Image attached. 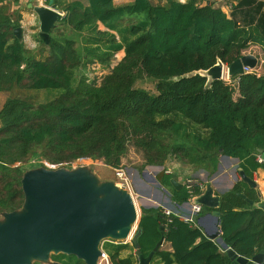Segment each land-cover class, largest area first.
<instances>
[{
    "label": "trees",
    "instance_id": "16d2710c",
    "mask_svg": "<svg viewBox=\"0 0 264 264\" xmlns=\"http://www.w3.org/2000/svg\"><path fill=\"white\" fill-rule=\"evenodd\" d=\"M63 10L50 43L39 38L38 57L14 35L19 20L10 21L7 6L0 7V91L13 86L62 90L39 104L10 97L0 108V215L23 205L21 163L39 148L56 163L92 157L118 168L133 145L150 166L163 165L171 155L200 162L221 153L239 158L245 172L247 165L264 170V162L257 160L264 151V74L253 70L230 81L208 82L199 73L218 60L233 62L251 45L264 51V0H239L232 16L196 0L123 5L74 0ZM121 50L124 57L101 82L87 74L90 64L109 66ZM143 75L157 80L156 93L136 86ZM184 123L204 131L193 134ZM174 177L161 171L157 179L171 189L176 204H183L191 194L185 186L176 189ZM201 191L197 188L196 194ZM237 192H244L239 183L222 196L221 235L239 254L252 258L264 249V210ZM246 194L262 200L255 188ZM161 227L172 246L155 252L162 264H237L199 226L165 214L162 207L142 208L138 241L144 255L161 239ZM130 247L107 242L111 264H138L133 254L122 256ZM52 258L85 264L66 254Z\"/></svg>",
    "mask_w": 264,
    "mask_h": 264
},
{
    "label": "water",
    "instance_id": "95a60500",
    "mask_svg": "<svg viewBox=\"0 0 264 264\" xmlns=\"http://www.w3.org/2000/svg\"><path fill=\"white\" fill-rule=\"evenodd\" d=\"M34 10L40 20L39 36L44 43L49 44L51 30L62 13L56 5H37ZM14 34L22 40L21 27L15 28ZM257 65L258 57L247 53L228 66L218 60L215 65L199 73L212 82L224 79L227 73L230 77L244 74L246 67L255 69ZM241 175L251 188L256 189L257 184L251 177L243 171ZM171 182L176 189L183 186L175 178ZM22 189L23 205L16 210L3 212L0 218V264L46 263L52 255L58 254L75 256L85 264H99L103 241L124 242L129 238L138 248L139 264H150L165 239L161 227V239L148 255H144L139 250L138 241L141 215L133 194L118 181L101 180L87 166L30 169L23 174ZM237 195L250 205L264 210V201L255 202L244 192H237ZM221 200L220 195L214 194L210 183L194 199V203L214 209L208 213L214 219V229L208 232L209 237L215 239L228 256L239 264H248L250 261L264 264V249L248 258L224 241L218 223ZM192 219L201 221L197 214H193ZM52 264L64 263L53 259Z\"/></svg>",
    "mask_w": 264,
    "mask_h": 264
},
{
    "label": "crops",
    "instance_id": "0c3cea01",
    "mask_svg": "<svg viewBox=\"0 0 264 264\" xmlns=\"http://www.w3.org/2000/svg\"><path fill=\"white\" fill-rule=\"evenodd\" d=\"M70 1H74V0H33L32 1L33 5L31 6L30 5L31 0H4V1L0 0V7L3 5L7 6L8 15H9L8 19L10 21L19 20L20 26L18 27L22 28V36H23L22 41L25 44V48L27 52L33 53L38 57H40V48L42 47V44L39 41L40 20L38 14L34 10V7L37 5H48V6L56 5L57 9L63 15L64 14L63 6ZM78 1H82L83 3L87 4V0H78ZM132 1L133 0H114L116 5H123ZM180 1L186 2L188 0H180ZM196 1L200 5L213 3L215 6L221 8L228 16H232V13L236 5L238 4L239 0H196ZM166 2L167 0L164 3ZM164 3H156V4H164ZM98 25L100 29L106 30V27L101 22H99ZM253 48H256V50L251 53L254 54L256 57H258V65L255 69H250V71L254 70L258 72L263 64L261 63V65L259 66L260 64L259 56L263 55L264 51L262 46L260 45H256V44L251 45L249 49H253ZM121 51H123L125 55V51L124 50ZM16 87L18 86H13V88L9 90L0 91V108L3 106V104L8 98L16 96L7 93L10 92L11 90H14ZM204 134L207 135V131H205ZM212 154L213 155L211 157L209 156L204 161H200V162L199 161L190 162L187 159L178 158L175 164L172 165L173 162H170V160H166L165 163L161 166L162 169L159 170V173L161 171H165V173L174 174L175 175L174 178L177 179L180 183H182L183 184L182 187H184V181L182 177H184L185 175H187L189 171H191L192 175L195 176V178H198L203 182L201 188L202 191L200 194H202L205 191L207 184L210 183L214 188V194L220 195L222 199V196L227 192L232 191V189L237 183L240 184L244 193H246L248 188H250L249 184L245 182L242 178L241 171H243L246 175L251 177L256 182L257 184L256 191L258 192V195L260 196L262 201H264V170L262 168L253 170L249 165H247L249 168L248 169L249 170L248 172L250 173L249 174L248 172H245L243 167L240 166L241 161L239 158L223 155L221 153L219 154L212 153ZM123 160H125V157L123 158ZM123 160H122V166H124ZM105 166L114 170V167L108 166L106 164ZM148 166L149 165H147V168L143 171V174L139 172V169H137L138 171L137 177H133V174L129 172L130 177L132 179L134 192L137 196V203L139 201V205L141 203L142 208L162 207L164 209H169L171 210L172 213L178 215L181 218L185 216H193L194 212L192 205L196 197L193 200L189 199L187 202L183 204H176L172 200L171 189L163 186L160 183V181H158L157 179V176L159 174L158 171L155 172L156 170L152 168L151 170L150 169L151 166L150 167ZM155 173H158L157 176ZM178 174L179 176H177ZM154 178L157 181H155ZM105 180H113V179H105ZM200 194H198V196ZM206 208L209 207H205L202 205V211L199 214H197V216L201 218V221L197 220L194 221L193 223L196 226H199L203 230L204 234L209 237L208 232H211L214 229V219L212 216L208 215V213L213 211L214 209L213 208L206 209ZM141 213H142V209H141ZM218 223L220 226V219ZM111 241L112 240L107 242H111ZM107 242H105V244ZM124 243H129L133 245V247L123 250L122 256L133 254L134 256H136L135 258H137L139 264V258L137 253L138 248L135 246L132 239L129 238L127 241H124ZM105 244H104V249H105ZM220 247L222 248L221 245ZM160 249L172 250L171 243L164 239V241L160 246ZM222 250L225 251L223 248ZM150 264H162V261L160 260L159 257H154ZM237 264L239 263L237 262ZM248 264H253V262L250 261Z\"/></svg>",
    "mask_w": 264,
    "mask_h": 264
},
{
    "label": "rangeland",
    "instance_id": "374dc122",
    "mask_svg": "<svg viewBox=\"0 0 264 264\" xmlns=\"http://www.w3.org/2000/svg\"><path fill=\"white\" fill-rule=\"evenodd\" d=\"M153 3H164L166 0H152ZM70 34H73V31L69 32ZM82 36H79V39L82 40ZM256 48L253 49H247L245 51V54L247 53H251L253 51H255ZM45 55L47 54L46 52L44 53ZM252 54V53H251ZM40 56L41 53H40ZM124 57V52L123 51H119L117 53V55L113 58L112 62L110 63L109 66H102L98 63H93L90 64L87 68V74L94 80H97V82H101L103 80V78L105 77L106 74H108L112 67H114L122 58ZM260 64L259 66L262 64L261 69L258 71V73L260 74H264V54L260 55ZM226 66H228V64H226ZM228 68V67H226ZM224 79L226 81H230V76H228V73L224 76ZM156 83L157 80L153 77L147 76V75H143L141 76V78H139L136 82V86L137 87H142L145 88L153 93H156ZM62 90L61 89H28L25 87H16L14 90H11L10 92H7L10 95H16V96H21L25 99H27L28 101H30L33 104H39L42 102H46L48 100H51L53 97H55L57 94H59ZM178 121H181V118L178 117L177 118ZM183 122V121H182ZM188 132L191 133H198L204 131L201 130V128H196L195 125H188L187 123H184V130H186ZM43 149H35V152L28 158L26 159L23 163H21V165L23 166L25 171H28L30 169H35V168H40V167H48V168H59V167H66V168H77L80 166H87L89 167L93 172H95L96 174H98V176H100L101 180H105V179H113L115 181H117V177L115 175V171L112 170L111 168L105 166V163L102 159L100 158H92V157H87V158H81L75 161H63V162H52V159L48 156H45L43 154ZM200 152L203 153V150L200 149ZM178 158H184L187 159L189 161L190 157H185V156H181V155H171L167 160H170V162H173V164H175L176 160ZM123 164L124 167L128 170V172H131L133 174V177H137L138 176V171L137 169H139V172L143 174V171L147 168L146 165V160H145V156L143 151L138 150L137 148H135V146L130 145L129 146V150L128 153L125 156V160H123ZM160 166H151L150 165L148 167H150V169H154L156 170L155 172L162 169ZM171 167V166H170ZM173 168V167H172ZM151 169V170H152ZM158 173H155L156 176ZM154 176V175H153ZM179 176V174L177 175ZM188 177H195L192 175V172L189 171L187 173V175H185L184 177H182L183 181H185ZM137 207L139 209L140 215H141V203L139 205V201L137 203ZM0 218H2V214L0 215ZM60 254H58L59 256ZM70 256V255H68ZM52 256L49 262H41V261H35L34 264H52Z\"/></svg>",
    "mask_w": 264,
    "mask_h": 264
},
{
    "label": "built area",
    "instance_id": "2783aa9c",
    "mask_svg": "<svg viewBox=\"0 0 264 264\" xmlns=\"http://www.w3.org/2000/svg\"><path fill=\"white\" fill-rule=\"evenodd\" d=\"M249 71H250V69L248 67H246L245 72H249ZM263 152L264 151L260 152L257 155V160L261 163L264 162ZM114 171H115V175L118 179L117 181L121 184L122 187L128 189L133 194L134 199L136 201V205H137V196L134 192V188L132 185V179L130 177L128 170L124 166L121 165V167L114 168ZM202 185H203V182L200 179L195 178V177H188L184 181V186L188 189L189 193L191 194L190 200H193L195 197L198 196V194H196V189L202 188ZM192 208H193V212H194L193 214H199L202 211V205H200V204L193 203ZM164 212L167 215H170L172 213L171 210H169V209H164ZM182 219H184L186 221L194 222L192 219V216H185ZM107 241H110V240L109 239L105 240L101 244V248L103 250V253H102V256L100 257L99 264H111L109 254L104 249V244Z\"/></svg>",
    "mask_w": 264,
    "mask_h": 264
}]
</instances>
